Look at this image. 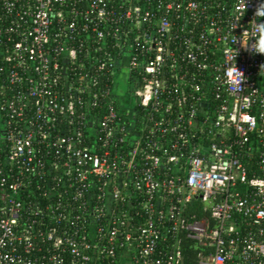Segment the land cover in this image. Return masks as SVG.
I'll use <instances>...</instances> for the list:
<instances>
[{
  "label": "built area",
  "instance_id": "obj_1",
  "mask_svg": "<svg viewBox=\"0 0 264 264\" xmlns=\"http://www.w3.org/2000/svg\"><path fill=\"white\" fill-rule=\"evenodd\" d=\"M261 13L0 0V264H264Z\"/></svg>",
  "mask_w": 264,
  "mask_h": 264
},
{
  "label": "rangeland",
  "instance_id": "obj_2",
  "mask_svg": "<svg viewBox=\"0 0 264 264\" xmlns=\"http://www.w3.org/2000/svg\"><path fill=\"white\" fill-rule=\"evenodd\" d=\"M127 73H128L127 70H125L124 72L121 73V77H122V81L121 82H122V85L118 89V93H119L120 96L123 93H127V91H128V85L126 84ZM141 96H140V93H139V95H136V97H134L133 100H140L142 98ZM125 100H127V98Z\"/></svg>",
  "mask_w": 264,
  "mask_h": 264
},
{
  "label": "trees",
  "instance_id": "obj_3",
  "mask_svg": "<svg viewBox=\"0 0 264 264\" xmlns=\"http://www.w3.org/2000/svg\"><path fill=\"white\" fill-rule=\"evenodd\" d=\"M121 85H122V82L120 83V87H121ZM126 98H127V100H131L127 93H123L121 95V100H123L124 103L127 101V100H125Z\"/></svg>",
  "mask_w": 264,
  "mask_h": 264
},
{
  "label": "clouds",
  "instance_id": "obj_4",
  "mask_svg": "<svg viewBox=\"0 0 264 264\" xmlns=\"http://www.w3.org/2000/svg\"><path fill=\"white\" fill-rule=\"evenodd\" d=\"M262 15H264V13H261ZM262 30H264V27H262ZM260 51L261 52H264V44H262L261 46H260Z\"/></svg>",
  "mask_w": 264,
  "mask_h": 264
}]
</instances>
